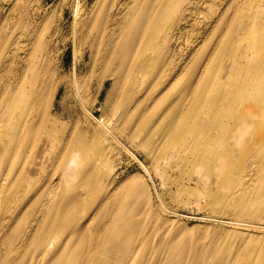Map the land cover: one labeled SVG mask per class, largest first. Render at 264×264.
<instances>
[{"label": "rangeland", "instance_id": "374dc122", "mask_svg": "<svg viewBox=\"0 0 264 264\" xmlns=\"http://www.w3.org/2000/svg\"><path fill=\"white\" fill-rule=\"evenodd\" d=\"M190 1L163 21L155 47L145 51L146 44V59L131 70L117 47L128 34L102 28L112 0H30L20 14L14 0H0V122L24 83L31 107L18 124L17 147L28 151L47 128L60 150L26 199L11 202L0 264H264V127H218L217 136L212 127H175L187 114L188 75L170 71L195 61L192 20L209 30L226 2ZM185 4L191 22L173 31V60L164 66L162 38ZM85 17L82 33L75 22ZM221 81L207 92H218ZM222 141L226 148L218 149ZM53 196L37 217L38 204Z\"/></svg>", "mask_w": 264, "mask_h": 264}, {"label": "bare ground", "instance_id": "6f19581e", "mask_svg": "<svg viewBox=\"0 0 264 264\" xmlns=\"http://www.w3.org/2000/svg\"><path fill=\"white\" fill-rule=\"evenodd\" d=\"M14 1L15 6H19L18 13L22 11L25 13L30 0ZM208 1L213 2V0H192L188 4H202ZM222 1L226 2L210 25V31H201L194 20L191 22L190 17L193 11H189L185 4L167 34L162 38L161 46L166 48L162 59L164 66L170 65L173 60V51L167 48L171 42L175 41L173 31L186 30L188 22H191L188 29L190 43L194 42L198 46L195 49V61L194 58H189L178 74L175 73V68L170 71L175 78L184 73L188 75L182 89V95L187 98L186 106H184L187 114L183 120L179 116L175 126L183 127L182 131L189 132L191 127H212L210 132H214L217 136L218 127H264V81L255 76L258 72L264 75V56L260 55V52L257 54L259 49L264 50V30H256L264 28V0ZM183 2L184 0H112V7L108 9V12L101 13L105 15L102 18L103 30L107 29L109 30L107 33L111 34H128L124 45L120 41L119 44L117 41L115 45L118 44L117 47H122L125 49V55H129L131 70L143 63L147 57L144 53L145 45L147 44L145 51L155 47V42L163 28V21L182 6ZM239 12L240 20L236 22ZM97 15L93 17L100 19L101 15L98 17ZM157 21L162 22L156 24ZM86 23V17L75 22L79 30L82 29L80 31L82 33L83 25ZM93 25L92 22L90 32ZM232 35L236 39L232 40L234 38ZM79 42L82 46L86 38L83 36ZM103 42L110 45L113 41L108 37ZM244 49H247V53ZM207 51L208 56L205 54ZM210 65L222 66V68L213 69ZM225 65L229 67L228 71L223 68ZM251 73H253L252 76H250ZM28 76L30 74L26 79ZM216 79L224 80L220 82L219 91L207 92L206 89ZM29 99L30 92H27L24 83H21L3 113L4 124L0 122V238L1 228L11 220V213L16 209V207L11 208V202L17 201L19 205L26 199V196L40 181H35V179H40L44 175L49 163L60 151L54 140L55 134H48L47 128L41 130L39 138L32 143L28 151L24 144L17 147L23 137L18 131L19 122L25 116L27 109L31 107ZM230 109L237 111L231 123L224 121L225 113ZM204 110H209V114L203 115ZM119 111L122 115L123 110L119 109ZM165 113H167L166 116L170 115V112ZM181 114H183L182 111ZM30 117L32 118L28 115V119ZM129 118V116L126 118V122ZM96 123V125H102L101 119ZM102 127L105 128L104 125ZM209 136L207 135L206 138L208 143L213 142L212 137ZM78 139L81 140L80 136ZM196 139L198 141L199 137L194 136L193 141L195 142ZM166 141L165 144L169 142V140ZM234 144L238 146L240 141L236 140ZM217 148H226V143L222 141ZM65 165L66 163L63 166ZM78 171L74 169L73 173L76 174ZM224 184L225 181L220 179L219 185ZM40 189L41 187L36 189L35 195H39ZM52 198L54 199V196L38 204L37 217L41 218L43 209L53 202Z\"/></svg>", "mask_w": 264, "mask_h": 264}]
</instances>
